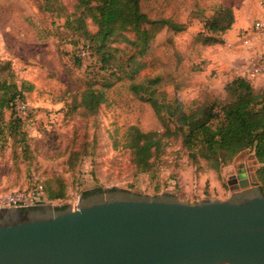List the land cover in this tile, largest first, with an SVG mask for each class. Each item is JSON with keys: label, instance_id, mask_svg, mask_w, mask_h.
Wrapping results in <instances>:
<instances>
[{"label": "rangeland", "instance_id": "1", "mask_svg": "<svg viewBox=\"0 0 264 264\" xmlns=\"http://www.w3.org/2000/svg\"><path fill=\"white\" fill-rule=\"evenodd\" d=\"M60 2L75 19L76 2ZM196 3L205 16L220 5L234 11L229 50L209 53L193 44L189 33L164 29L151 44L141 72L143 77H165L168 99L178 97L187 112L212 96L210 87L216 93L222 90L217 72L204 70L210 57L227 68L244 67V75L252 80L264 77V35L254 29L257 21H264V0H141L150 18L180 22L198 12ZM41 4L0 0V61L11 62L15 81L27 83L28 90L16 113H5L6 121H14L19 130L13 134L6 129L0 137V199L22 195L28 207H75L85 193L117 188L150 196L170 193L183 203L197 204L230 198L240 190V175L250 181L256 177L259 164L253 150L216 171L204 160L192 161L174 136L166 139L167 146L152 159L148 172L138 171L123 135L131 126L163 134L153 108L132 95L127 82L107 91L108 101L97 113L79 107L87 85L100 87L108 76L100 71L98 58L84 52L87 42L64 27L66 19L43 12ZM87 30L96 32L90 20ZM111 46L128 53L124 44ZM175 84L181 86L178 93ZM48 189L62 190L65 197L49 200Z\"/></svg>", "mask_w": 264, "mask_h": 264}, {"label": "trees", "instance_id": "2", "mask_svg": "<svg viewBox=\"0 0 264 264\" xmlns=\"http://www.w3.org/2000/svg\"><path fill=\"white\" fill-rule=\"evenodd\" d=\"M74 1L79 13L73 20L60 0H42L40 10L65 18L64 27L87 42L84 52L97 57L100 71L108 76L103 78L100 87L92 82L87 85L81 93L79 107L91 114L97 113L108 101L107 91L118 83L127 82L128 91L151 105L165 129L159 134L143 132L137 126L127 128L123 135L124 148L132 152L137 170L145 173L151 169L152 159L167 146L166 139L170 136L181 139L192 161L204 160L216 171L230 164L240 153L253 150L259 164L256 177L264 194V89L256 90L248 78L237 76L225 86L223 97L212 95L187 112L178 97L168 99L163 90L165 77L141 75L147 67L144 58L161 31L169 29L181 34L193 20H198L203 31L192 38L193 44L197 47L224 45V36L236 21L234 11L220 5L211 16H205V11L199 10L196 3L198 12H192L183 23L173 18H150L143 11L141 0ZM87 20L96 27L95 33L87 30ZM114 43L126 45L128 53L112 47ZM78 44L72 41V45ZM174 88L178 93L181 86L175 84ZM26 91L27 83L19 85L15 81L11 62L0 61L1 138L6 129L17 134L19 125L12 120L7 122L5 113L15 111L19 102L24 103ZM90 194L85 193L84 197ZM64 197V191L48 189L49 200Z\"/></svg>", "mask_w": 264, "mask_h": 264}, {"label": "water", "instance_id": "3", "mask_svg": "<svg viewBox=\"0 0 264 264\" xmlns=\"http://www.w3.org/2000/svg\"><path fill=\"white\" fill-rule=\"evenodd\" d=\"M254 177L226 200L114 188L77 206L0 209V264H264V194Z\"/></svg>", "mask_w": 264, "mask_h": 264}, {"label": "crops", "instance_id": "4", "mask_svg": "<svg viewBox=\"0 0 264 264\" xmlns=\"http://www.w3.org/2000/svg\"><path fill=\"white\" fill-rule=\"evenodd\" d=\"M236 22V21H235ZM184 23V22H183ZM232 28H235V24L233 25ZM203 31V25L202 23H200L198 20H193L192 23L187 27V29L182 32L181 34H190V37L193 38L195 35H197L198 33H201ZM231 33V30L228 31L226 33V35L224 36V41L225 44L224 45H215V46H210V47H202L200 46V48L202 50L208 51L209 53H215L217 50H221L223 49V47H225L224 49H226L227 51L229 50V34ZM174 34V33H173ZM232 44V43H231ZM208 62L206 63V67L204 70L208 71V70H214L217 72L218 77L220 79V84L222 86V90L220 93H216L213 91V88H211L210 93L216 97H223L225 94V86L233 80V78L237 77V76H241V77H246L247 76L244 75V71L245 68H227L225 66H223L222 64H219V62L216 61V59H214V57H210L208 60ZM252 85L254 86V88L256 90H261L264 89V77L262 78H256V79H251L248 78ZM186 86H182V88H184ZM201 96L198 97V99H200Z\"/></svg>", "mask_w": 264, "mask_h": 264}, {"label": "built area", "instance_id": "5", "mask_svg": "<svg viewBox=\"0 0 264 264\" xmlns=\"http://www.w3.org/2000/svg\"><path fill=\"white\" fill-rule=\"evenodd\" d=\"M254 29L264 35V21H257L254 24ZM27 198H25L22 195L15 196L11 195L7 198L0 199V209L1 208H7V207H17V208H25L27 206Z\"/></svg>", "mask_w": 264, "mask_h": 264}, {"label": "flooded vegetation", "instance_id": "6", "mask_svg": "<svg viewBox=\"0 0 264 264\" xmlns=\"http://www.w3.org/2000/svg\"><path fill=\"white\" fill-rule=\"evenodd\" d=\"M243 171V170H242ZM243 177V175H240L239 177V181H240V178ZM237 187V186H236ZM95 192H99V191H95ZM91 194L94 193V192H90Z\"/></svg>", "mask_w": 264, "mask_h": 264}]
</instances>
